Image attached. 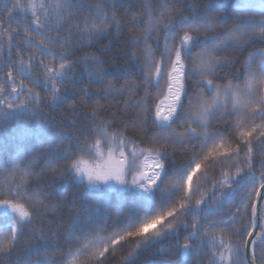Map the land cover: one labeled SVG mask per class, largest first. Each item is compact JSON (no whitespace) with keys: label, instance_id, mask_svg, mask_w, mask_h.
Instances as JSON below:
<instances>
[{"label":"snow or ice","instance_id":"1","mask_svg":"<svg viewBox=\"0 0 264 264\" xmlns=\"http://www.w3.org/2000/svg\"><path fill=\"white\" fill-rule=\"evenodd\" d=\"M250 45L264 0H0V264H264Z\"/></svg>","mask_w":264,"mask_h":264},{"label":"trees","instance_id":"2","mask_svg":"<svg viewBox=\"0 0 264 264\" xmlns=\"http://www.w3.org/2000/svg\"><path fill=\"white\" fill-rule=\"evenodd\" d=\"M91 2V0H89ZM201 2H206V0H201ZM219 2L225 3L226 5H231V12L236 13L238 9L243 6L245 3L255 4L258 3V0H219ZM254 47H264V45H250L248 47V51H252ZM246 55V53H245ZM56 116L57 122L64 118L63 114L54 113ZM71 119V117H68ZM38 126V125H37ZM15 128V125H10L6 130L0 131V147H14V141L10 139L11 135L13 134V130ZM18 132V130H16ZM186 159V158H185ZM258 159V157H257ZM183 160L180 158H177L175 161V164L178 166L180 163H182ZM172 163H169V168H172ZM202 179V177H200ZM162 188V185H161ZM154 199L157 201V205L159 207H163L166 205L167 200L166 198L161 195L160 189H157L156 195ZM114 203H120V197L114 196L113 197ZM154 210V208H153ZM226 211V209H225ZM7 224V217L4 215V212L2 209H0V229H3L6 227ZM101 235H105L104 233H101ZM217 236H219V232H217ZM19 251V250H18ZM15 256V254H14ZM25 258H34V256H30L29 254L25 253ZM119 258V250L117 251V259ZM153 258V250L150 249L148 252L142 253L137 260L136 264H143L144 261H147L149 259ZM0 259H3L0 257ZM113 261V257L111 255L108 256L107 260H105V264H111Z\"/></svg>","mask_w":264,"mask_h":264}]
</instances>
